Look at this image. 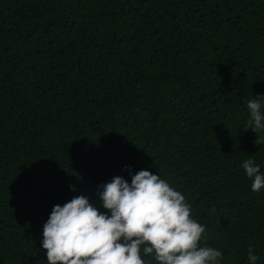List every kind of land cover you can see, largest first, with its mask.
<instances>
[{"label":"trees","instance_id":"16d2710c","mask_svg":"<svg viewBox=\"0 0 264 264\" xmlns=\"http://www.w3.org/2000/svg\"><path fill=\"white\" fill-rule=\"evenodd\" d=\"M257 95L264 0H0V264H47L53 206L104 212L98 186L129 169L185 196L220 264H264V189L241 167L264 174Z\"/></svg>","mask_w":264,"mask_h":264},{"label":"clouds","instance_id":"9594fccd","mask_svg":"<svg viewBox=\"0 0 264 264\" xmlns=\"http://www.w3.org/2000/svg\"><path fill=\"white\" fill-rule=\"evenodd\" d=\"M262 109L264 95L248 100L250 118L243 130H264ZM241 167L252 179L253 192L264 189V174L254 160H244ZM129 175L130 183L116 176L98 186L104 212L84 195L53 206L42 232L47 264H146L145 256L156 264H220V250L201 246L205 226L192 218L180 191L147 170L132 175L129 169ZM253 251L249 247V264L258 260Z\"/></svg>","mask_w":264,"mask_h":264}]
</instances>
